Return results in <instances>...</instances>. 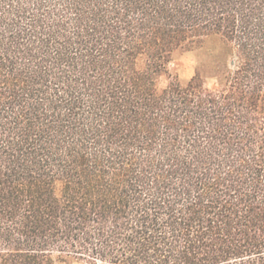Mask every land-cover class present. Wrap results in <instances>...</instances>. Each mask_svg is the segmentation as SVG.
<instances>
[{
  "label": "trees",
  "instance_id": "1",
  "mask_svg": "<svg viewBox=\"0 0 264 264\" xmlns=\"http://www.w3.org/2000/svg\"><path fill=\"white\" fill-rule=\"evenodd\" d=\"M0 264H264V0H0Z\"/></svg>",
  "mask_w": 264,
  "mask_h": 264
},
{
  "label": "rangeland",
  "instance_id": "2",
  "mask_svg": "<svg viewBox=\"0 0 264 264\" xmlns=\"http://www.w3.org/2000/svg\"><path fill=\"white\" fill-rule=\"evenodd\" d=\"M216 45V41L210 39L205 41L198 49L175 55L174 60L169 64L170 75L177 76L183 83L187 82L194 76L199 64H203L209 59L210 50ZM169 81L170 78L168 76L162 75L158 79V86L165 88ZM212 83V81H209L210 85Z\"/></svg>",
  "mask_w": 264,
  "mask_h": 264
}]
</instances>
